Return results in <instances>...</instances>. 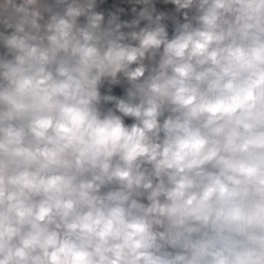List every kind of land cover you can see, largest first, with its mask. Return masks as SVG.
Wrapping results in <instances>:
<instances>
[{
	"label": "clouds",
	"instance_id": "9594fccd",
	"mask_svg": "<svg viewBox=\"0 0 264 264\" xmlns=\"http://www.w3.org/2000/svg\"><path fill=\"white\" fill-rule=\"evenodd\" d=\"M0 264H264V0H0Z\"/></svg>",
	"mask_w": 264,
	"mask_h": 264
}]
</instances>
